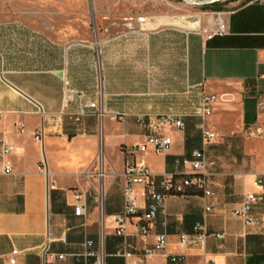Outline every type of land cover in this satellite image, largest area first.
<instances>
[{
  "label": "crops",
  "instance_id": "1",
  "mask_svg": "<svg viewBox=\"0 0 264 264\" xmlns=\"http://www.w3.org/2000/svg\"><path fill=\"white\" fill-rule=\"evenodd\" d=\"M222 6L223 35L163 24L105 32L93 40H82L73 27L50 28L55 15L0 9V141L11 146L6 160L12 166L10 173L3 172L0 161V264H88L93 257L87 252L97 248L100 235L105 264H264V184L256 188L253 174L242 178L235 172L230 189L225 188L214 180L218 156L212 153L239 141L244 126L264 125L255 98L264 93V3L232 0ZM68 89L83 93L82 98L66 100ZM205 93L223 99L202 121ZM80 101H97L104 117L90 114L75 124L68 115ZM115 112L125 118H110ZM137 114L148 115L147 123H138ZM166 114L180 116L185 130L156 121ZM201 124L218 134L206 145ZM41 126L42 147L33 137ZM150 133L172 138L165 152L145 154L156 174L189 171L184 161L194 149L204 148L215 160L208 179L212 195L168 196L165 213L159 212L154 227L142 236L139 223L147 201L138 192V214L129 217L126 234L117 235L115 215L123 206L121 147ZM244 146L260 151L257 171L264 143L248 137ZM41 160L47 175L38 170ZM48 181L54 187L48 188ZM214 184L218 192L239 190L232 209L217 203ZM251 191L261 198L253 209L261 219L257 226H245L233 213ZM76 193L84 206L81 215L74 213ZM207 204L211 209L205 212ZM197 222L210 233L203 244L194 238ZM162 232L168 236L166 249L143 255ZM217 232L224 237L212 236ZM181 234L188 237L184 247ZM87 239L94 244L86 246ZM126 243L130 256L123 254Z\"/></svg>",
  "mask_w": 264,
  "mask_h": 264
},
{
  "label": "built area",
  "instance_id": "2",
  "mask_svg": "<svg viewBox=\"0 0 264 264\" xmlns=\"http://www.w3.org/2000/svg\"><path fill=\"white\" fill-rule=\"evenodd\" d=\"M260 1L264 3V0H252ZM215 20L214 27L208 32V36L223 35L226 32L225 23L222 19V12ZM82 98L83 93L75 90H65L66 100H71L73 96ZM256 109L259 113L264 114V93H259L255 96ZM223 99L222 96H218L214 93H205L201 99V105L199 109V117L203 121L205 117L211 114L212 105ZM94 114L99 118H103L105 112L100 109L97 101H91L84 103L79 102L78 110L75 113L69 114L68 118L75 124H78L83 116ZM110 118L114 120H123L125 118L124 113L115 112L110 115ZM135 119L138 123L144 125L149 119L148 115L137 114ZM156 121L160 124L172 125L177 131L185 130V123L183 119L174 114H166L157 116ZM22 127V125H21ZM202 144L206 145L214 141L218 134L212 130H208L203 124L200 125ZM245 135L250 138L260 139L264 143V125L255 124L245 127ZM34 139L40 143L42 147L44 139V127L36 129L33 132ZM172 144V138L169 135L163 133H150L140 142H135L130 145H124L121 150L124 155L123 159V206L122 209L115 215V233L117 235L126 234V226L129 217L138 214L139 203L137 194L144 197L147 201L145 211L142 213L139 223V234L146 236L149 231L154 227L155 218L159 212L165 213L166 199L170 195H189L191 191H198L202 196H211L212 191L208 188V179L214 174L212 169L215 166V160L209 158L204 148H197L191 152V158L185 160L184 163L189 164V171L184 173H161L156 174L149 168L145 154L151 150L154 153L165 152ZM11 146L4 140L0 141V161L2 162L3 172L10 173L12 166L9 161L6 160V156L10 153ZM179 163L177 162V165ZM38 170L47 175L46 164L44 160H41L38 164ZM253 184L256 188H261L264 184V153L260 158V167L253 173ZM48 188L54 187L52 181L47 182ZM75 198L78 202L74 205V213L81 215L84 213V206L79 199L80 193L75 194ZM260 196L256 191L247 192L242 197L241 201L234 208L233 213L239 217L245 226H257L260 224V217L253 212L254 206L260 200ZM205 212L210 211L211 205L207 204L204 207ZM194 238L195 240L203 244L206 238L210 235L206 229L204 222H197L194 225ZM217 239L224 237L223 232L213 233ZM187 235L181 234L179 236V244L184 247L187 244ZM97 248L91 249L87 252V255L93 257V260L88 264H105L104 253V237L99 236L97 241ZM168 236L165 232L158 233L156 235L155 242L149 246L143 248V255L150 256L157 251L165 250L168 246ZM84 244L86 246H92L93 240L87 239ZM126 249L123 251L125 256L132 255L131 247L129 244H125ZM59 258H63V254L58 255ZM181 258V257H180ZM179 258V259H180ZM172 260H176L175 257ZM10 263H14V259H10Z\"/></svg>",
  "mask_w": 264,
  "mask_h": 264
},
{
  "label": "rangeland",
  "instance_id": "3",
  "mask_svg": "<svg viewBox=\"0 0 264 264\" xmlns=\"http://www.w3.org/2000/svg\"><path fill=\"white\" fill-rule=\"evenodd\" d=\"M0 0V9L6 11H43L55 15L50 19V28L73 27L82 40H93V18L98 38L105 32L116 34L122 31H138L158 25L170 24L182 28L200 29L209 32L220 17L219 8L232 0ZM217 5L219 8L215 7ZM52 17V16H51ZM214 20V22H212ZM105 28L107 30H105ZM103 127L101 126V132ZM239 141H232V146L212 148V153L218 156L217 175L214 180L220 179L225 188L230 179L239 174L240 177H252L259 166L258 149L250 150L244 146L245 126ZM99 155V153H98ZM237 168V169H234ZM229 169V170H228ZM234 169V170H233ZM236 172V173H235ZM219 182V180H218ZM218 184H214L213 196L218 204L234 206V197L239 190H232L230 194L224 190L217 191ZM224 187V186H223ZM230 189V188H229Z\"/></svg>",
  "mask_w": 264,
  "mask_h": 264
},
{
  "label": "water",
  "instance_id": "4",
  "mask_svg": "<svg viewBox=\"0 0 264 264\" xmlns=\"http://www.w3.org/2000/svg\"><path fill=\"white\" fill-rule=\"evenodd\" d=\"M217 0H210L209 2H215ZM91 21H92V24H93V35H94V38L97 39V33H96V28L94 26V21H93V18H91ZM100 151L103 150V144H102V135L100 136Z\"/></svg>",
  "mask_w": 264,
  "mask_h": 264
},
{
  "label": "trees",
  "instance_id": "5",
  "mask_svg": "<svg viewBox=\"0 0 264 264\" xmlns=\"http://www.w3.org/2000/svg\"><path fill=\"white\" fill-rule=\"evenodd\" d=\"M215 7H217V8H219L217 5H214ZM218 11H221V8H219V9H217ZM191 194H200V192H198V191H191L190 193H189V195H191Z\"/></svg>",
  "mask_w": 264,
  "mask_h": 264
},
{
  "label": "bare ground",
  "instance_id": "6",
  "mask_svg": "<svg viewBox=\"0 0 264 264\" xmlns=\"http://www.w3.org/2000/svg\"><path fill=\"white\" fill-rule=\"evenodd\" d=\"M212 22H214V20H212Z\"/></svg>",
  "mask_w": 264,
  "mask_h": 264
}]
</instances>
